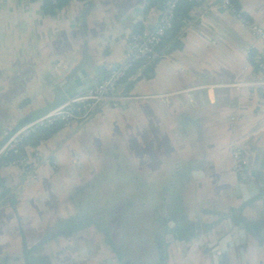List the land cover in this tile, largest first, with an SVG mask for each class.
<instances>
[{
  "label": "crops",
  "instance_id": "1",
  "mask_svg": "<svg viewBox=\"0 0 264 264\" xmlns=\"http://www.w3.org/2000/svg\"><path fill=\"white\" fill-rule=\"evenodd\" d=\"M158 2L71 0L47 15L43 0H0V146L119 67ZM237 2L264 29V0ZM180 14L181 47L121 83L127 100L24 143L43 158L31 173L0 159V264H264V73L250 61L264 43L219 2ZM137 237L146 257L133 259Z\"/></svg>",
  "mask_w": 264,
  "mask_h": 264
},
{
  "label": "built area",
  "instance_id": "2",
  "mask_svg": "<svg viewBox=\"0 0 264 264\" xmlns=\"http://www.w3.org/2000/svg\"><path fill=\"white\" fill-rule=\"evenodd\" d=\"M84 2L85 0H79ZM182 0H164V8L158 22L152 30L141 35L132 36L126 45L125 61L101 81L83 91L71 96L50 113L41 118L34 119L15 130L6 142L0 146V159L7 158L8 163L24 173H31L41 164L43 158L38 152H23L22 146L26 140L36 132L60 125L67 127L73 122H84L90 119L102 104L117 106L120 102L127 100L120 95L119 86L135 62L150 64L157 59V46L165 34L172 28L175 12ZM193 4H204L216 1L228 8L236 17L237 21L249 27L252 33L264 43V29L253 25L246 20L242 14L236 12L230 0H186ZM56 4V0H49ZM253 63L259 71L264 72V53L255 54ZM264 88V80L258 84ZM232 170L240 174L245 170L246 161L242 150L234 147L230 153Z\"/></svg>",
  "mask_w": 264,
  "mask_h": 264
},
{
  "label": "trees",
  "instance_id": "3",
  "mask_svg": "<svg viewBox=\"0 0 264 264\" xmlns=\"http://www.w3.org/2000/svg\"><path fill=\"white\" fill-rule=\"evenodd\" d=\"M29 1L33 2L35 0H29ZM70 1L71 0H56V4H52L49 2V0H43L42 11L44 14H47V15H55L57 13V11L63 9L65 6H67V4ZM230 1H231V4H232L234 10L236 12H240V7L238 5L237 0H230ZM152 5H154V4H152ZM193 5H194L193 3H189L186 0H182L178 4L176 12H175V16H174L173 26L165 34V36L161 40V43L156 48L157 53H158L157 60L161 56L166 55L168 53H171V52H173V51H175L181 47V36H182V34L180 31V28H181V24H182V22H181L182 15L180 14V12H182V10H183V14H184L183 16H186L187 13L192 9ZM158 6L162 12L163 8H164V0H161V1L159 0ZM243 17L249 21V19L244 14H243ZM136 27L137 28L133 32V36L141 35L142 33L146 32V31H150L153 29V28L152 29H145L142 25H137ZM253 58H254V55H251L250 61H251V64L254 68V71L264 73V72L259 71L258 68L256 67V65H254ZM157 60H155V61H157ZM155 61L152 62L151 64H147L145 62H140V61L135 62L133 64V66L131 67V69L129 70V72L126 74L125 78L121 81V83H123L127 78L131 77L133 74H136V71L138 69H140L142 71L141 73L143 76L149 77V74L152 72V69L156 63ZM129 87H130V85L127 86V89H129ZM60 127H61L60 125H54L52 127L40 130V131L36 132L35 134H33L32 136H30L26 140V142H28V140H30L32 137H34L36 134H38L36 142H35V144H33V145H37L39 142L51 138L60 129ZM244 172H245V170H243L242 173H244ZM242 173H240V174H242Z\"/></svg>",
  "mask_w": 264,
  "mask_h": 264
},
{
  "label": "water",
  "instance_id": "4",
  "mask_svg": "<svg viewBox=\"0 0 264 264\" xmlns=\"http://www.w3.org/2000/svg\"><path fill=\"white\" fill-rule=\"evenodd\" d=\"M96 83H94V84H92V85H90V86H87V89L88 88H90V87H92L93 85H95ZM86 89V90H87ZM236 190H235V194L236 195H240V196H242V199L244 200V201H246V200H248L250 197H252V196H254V195H252V192L254 191V192H256V190H255V185H253V184H250L249 186H245V185H243V184H238L237 186H236V188H235ZM253 192V193H254ZM255 194V193H254ZM228 225H230V222H228ZM234 228H232V230H233ZM235 231V229L232 231V232H234ZM239 236L240 237H238V239L239 240H237V244H243L245 241H244V237H243V235H242V233H240L239 234ZM228 240V237L226 236L225 238H222V240L220 241V243L222 244V243H224L225 241H227Z\"/></svg>",
  "mask_w": 264,
  "mask_h": 264
},
{
  "label": "rangeland",
  "instance_id": "5",
  "mask_svg": "<svg viewBox=\"0 0 264 264\" xmlns=\"http://www.w3.org/2000/svg\"><path fill=\"white\" fill-rule=\"evenodd\" d=\"M125 215H126V214H123V213L120 214V216H125ZM115 231H117V229H116ZM121 242H125V241L121 240ZM125 244H126V243H125ZM131 249H132V253L127 254V256H129V257H131V258H133V259H139V258H142V257H143V258L146 257L145 254H144V253H146V252L141 253V252L139 251V249H145V248L142 246V244H141V240L139 239V237H137L136 239H133V240H132ZM134 251H136V253H133Z\"/></svg>",
  "mask_w": 264,
  "mask_h": 264
}]
</instances>
